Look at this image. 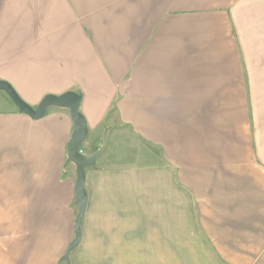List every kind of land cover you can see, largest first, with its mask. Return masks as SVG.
Returning <instances> with one entry per match:
<instances>
[{
    "label": "crops",
    "instance_id": "1",
    "mask_svg": "<svg viewBox=\"0 0 264 264\" xmlns=\"http://www.w3.org/2000/svg\"><path fill=\"white\" fill-rule=\"evenodd\" d=\"M0 80L138 146L85 170L70 264H264V0H0ZM72 132L0 92V264H63Z\"/></svg>",
    "mask_w": 264,
    "mask_h": 264
},
{
    "label": "water",
    "instance_id": "2",
    "mask_svg": "<svg viewBox=\"0 0 264 264\" xmlns=\"http://www.w3.org/2000/svg\"><path fill=\"white\" fill-rule=\"evenodd\" d=\"M0 92L8 96L19 113L27 115L32 120H39L50 108L66 109L69 112L73 125V132L66 145V162L71 163L75 167L76 180L74 184V195L78 212L75 219L74 238L61 257L60 263L70 264V253L77 246L80 239V220L86 206V192L84 189L85 170L96 167L98 157L106 148V137L104 136L102 138V145L98 150L90 155L82 153V147L86 143L88 137V130L86 121L80 113V102L82 97L79 93L66 92L58 96L46 95L40 100L36 108H32L23 102L11 85L5 81L0 80Z\"/></svg>",
    "mask_w": 264,
    "mask_h": 264
},
{
    "label": "rangeland",
    "instance_id": "3",
    "mask_svg": "<svg viewBox=\"0 0 264 264\" xmlns=\"http://www.w3.org/2000/svg\"><path fill=\"white\" fill-rule=\"evenodd\" d=\"M125 142L126 143H123V145H125L124 149H123V154L122 153L120 154V151H118V150L115 151V154H111L112 153L111 150L109 151V150H106V148H105L104 152L98 157L97 162H99V161L101 162L105 158H112V157L116 158L119 155H122L123 157H124V155H127V157H128V155L132 156L134 154L139 153V149L137 148L138 146L136 143H133L130 141L129 142L125 141ZM100 145H101V143L97 146L92 145L90 143L84 144L82 147V153L85 155H90L93 152H95L96 150H98L100 148Z\"/></svg>",
    "mask_w": 264,
    "mask_h": 264
}]
</instances>
